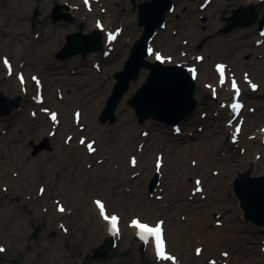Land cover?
Wrapping results in <instances>:
<instances>
[{
  "label": "rangeland",
  "instance_id": "rangeland-1",
  "mask_svg": "<svg viewBox=\"0 0 264 264\" xmlns=\"http://www.w3.org/2000/svg\"><path fill=\"white\" fill-rule=\"evenodd\" d=\"M152 1L136 0L133 5L131 0H91L90 6L81 4L78 12H70V22L54 23L55 4L66 2L0 0V93L22 99L19 109L0 118V264H169L141 250L129 231L133 219L151 224L163 220L178 264H264V231L242 221L238 200L228 186L235 169L251 160L257 161L255 174L264 171L260 143L252 144L253 153L246 144L264 125V36L259 33L264 4L210 0L201 10L208 0H172L175 10L167 15L165 29L150 41L148 60L159 54L167 58L166 66L197 68L201 78L195 81L194 114L173 127L153 119L140 124L130 101L148 78L149 70L142 69L119 103L115 122L102 124L99 118L115 74L123 70L143 33L139 6ZM109 2L118 5L110 13L109 31L120 30L119 41L104 48L110 56L92 52L85 58L57 60L68 35L79 32L80 26L84 34L93 31L83 18L96 19L100 7L105 9ZM241 5L253 6L257 23L225 35L230 22L221 19ZM105 37L102 34L103 44ZM259 47L261 53L254 56ZM5 61L13 66L11 74ZM220 62L239 84L248 77L256 88L247 86L227 98L226 91L207 89L204 80H218L214 66ZM234 99L245 112L231 125L226 114ZM52 113L58 118H51ZM239 122L243 136L232 139L225 134ZM46 141L51 150L34 156V147ZM89 145L98 152L89 155ZM157 154L164 155L162 171L154 166ZM131 157L138 168L130 165ZM157 173L159 183L151 192ZM196 180L202 191L192 194ZM38 200L46 213L36 210ZM92 200L105 201L123 221L121 236L113 237L116 247L100 260L93 255L107 237L89 207ZM61 206L68 208L67 215H60Z\"/></svg>",
  "mask_w": 264,
  "mask_h": 264
},
{
  "label": "water",
  "instance_id": "water-1",
  "mask_svg": "<svg viewBox=\"0 0 264 264\" xmlns=\"http://www.w3.org/2000/svg\"><path fill=\"white\" fill-rule=\"evenodd\" d=\"M172 0H153L151 3L140 4L138 9V25L143 27L142 36L133 43L128 60L123 70L115 74V85L107 104L99 118L100 123H114L115 111L129 90L132 81H136L142 69L149 70L148 78L130 101L140 124L153 119L169 127L180 125L190 118L196 108L194 99L195 81L185 67L165 66L160 62L147 60L150 41L158 31L166 25V17L173 8ZM66 7L56 5L53 9V22L68 20L69 15L62 13ZM258 15L253 7H240L233 12L230 22L223 29L224 34L233 30L245 29L253 26ZM259 30L264 27V16L259 21ZM92 52H102L105 55L102 34L96 31L84 34L79 32L66 37V44L57 53L56 59L65 61L75 56L85 58ZM21 97L10 99L0 93V118L10 116L21 106ZM45 150H51L48 141L34 147L33 155ZM256 159L235 169V176L228 184L234 197L238 200V208L242 213V221L253 228L264 231V171L256 175ZM159 183V176H155L149 190L153 192ZM116 242L107 238L95 251L94 260L104 259L115 247ZM143 250V246L141 247Z\"/></svg>",
  "mask_w": 264,
  "mask_h": 264
},
{
  "label": "bare ground",
  "instance_id": "bare-ground-1",
  "mask_svg": "<svg viewBox=\"0 0 264 264\" xmlns=\"http://www.w3.org/2000/svg\"><path fill=\"white\" fill-rule=\"evenodd\" d=\"M61 3H65L66 2V4H68L69 5V9H68V12H71V13H75V12H78V8H79V5H81V4H83V6L84 7H86V6H88V5H85L83 2L81 3H79V2H77V3H72L71 1H69V0H59ZM81 1V0H80ZM83 1V0H82ZM90 2H91V0H89ZM250 0H243L242 2H243V5H245V6H247L250 2H249ZM259 1V0H258ZM67 2H69V3H67ZM206 2V1H205ZM212 3V2H211ZM64 5V4H63ZM243 5H241L240 7H244V8H247V7H245V6H243ZM209 7V4H208V6H207V8ZM249 7H251V6H249ZM206 8V9H207ZM199 9H201V7L199 8ZM75 11V12H74ZM100 12V13H99ZM104 12H105V14H106V11H104V9L102 8V7H100V10L98 11V15L100 16V15H103L104 14ZM108 12V11H107ZM104 16V15H103ZM86 18H83V20L85 21V22H88V25H89V27L93 30V31H96V32H99V33H101V34H104L105 33V35H106V37H105V40L107 41V34H108V36H110L111 34H112V32H110L109 31V28H110V26H112L113 25V23H112V17L110 16V15H108V14H106L105 15V17H106V21H104V22H101L100 20H96L95 19V15H93V16H85ZM98 17V16H97ZM94 18V19H93ZM228 20V19H227ZM229 34V33H228ZM225 35H227V34H225ZM119 39H120V35L114 40V41H107L106 43H104L103 44V49L104 48H107V47H111L112 45H114L116 42H118L119 41ZM259 41V40H258ZM256 45V44H255ZM249 46H251V44H249ZM259 46H261V45H259ZM151 50V49H150ZM261 47H259V49H258V51H254V56H256V55H258V54H260L261 53ZM110 56V55H109ZM108 56V57H109ZM152 56V54H151V52H150V57H147V60L149 59V58H152L151 57ZM153 61H151V62H155L156 61V59H155V57L152 59ZM149 61V60H148ZM204 61L205 60H203V62L202 63H204ZM161 62L163 63L164 62V65L166 66L167 64H168V60H167V58L166 57H161ZM179 61H175V63H178ZM217 64V63H216ZM263 64H264V62H263ZM185 67H187V65H185ZM197 69V68H196ZM98 71H100V69H99V66H98V69H97V72ZM223 71H224V74H223V78L221 77V74L219 73L218 74V76H217V81L216 82H209V83H205V80H204V84H205V87H207V89H212V91H220L221 93L222 92H225L224 93V95L226 96V98L227 97H231V96H237L238 94H240V91H241V89L242 88H246L247 86H251L252 88H256V87H253V85H251V82H252V79L250 78H248V77H245V80L241 83V84H239V80H238V78L237 77H235V76H231V75H228V68L227 67H225L224 69H223ZM100 73H101V71L99 72V75H100ZM245 74H249V72H245ZM192 76H193V74H191ZM194 77V81H198L201 77H200V75H199V73H196V76H193ZM262 78V77H261ZM223 79H224V82H223ZM242 80V79H241ZM233 82H234V84H235V86H233L232 84H233ZM237 83H238V85H237ZM262 83V82H261ZM225 84H228V89L226 88V87H224L225 86ZM97 85V88H99L100 87V89H103L102 87H103V85H101V84H96ZM18 88L19 89H21V90H23V87H22V85H21V83H19L18 84ZM99 86V87H98ZM41 87L43 88V85H41ZM14 90L16 91V88H14ZM37 97V96H36ZM42 98H43V96H41ZM232 103V102H231ZM236 103H239V102H237V101H234L233 102V106L236 104ZM238 105V104H237ZM244 112H245V107L243 108V110L241 111V113L239 114V116H238V119H240L242 116H243V114H244ZM227 117H228V119L229 120H231V118H232V115H233V112L231 111V112H228L227 114ZM59 120V119H58ZM57 120V121H58ZM80 121H82V118H81V120ZM92 124H95L94 123V121H92ZM230 124L232 125L233 123L232 122H230ZM227 125V124H226ZM229 125V124H228ZM235 127H236V125H235ZM237 129L238 130H240L241 129V127H237V128H235V129H233V126H231L230 128H227V129H225V134H229L230 136H232V139H234L236 136L237 137H240V136H243L244 135V132H245V129H244V127L241 129V131L239 132V131H237ZM239 132V133H238ZM263 139H264V133L262 132V128H260L259 130H257V131H254V137H252V140H248V141H246V144H248V147H247V149H249V152L250 153H253V152H256L253 148H252V144L255 142V141H258L260 144H259V146H260V151L261 152H263L264 153V142H263ZM254 140V141H253ZM95 151V154L98 152V150L96 151V149L94 150ZM89 155L91 154V153H88ZM94 154V155H95ZM158 155V154H157ZM163 157H164V155H163ZM157 158V157H156ZM264 161V160H263ZM63 166H66V163H65V161H64V163H63ZM139 167V165L137 164L136 165V167H135V169L136 168H138ZM165 167H166V162H165V164L160 168V170L162 171L163 169H165ZM37 193H38V191H37ZM36 203H37V207H36V210L37 211H39V212H41L42 214H44V213H46V211L47 210H45L42 206H41V201L40 200H38V201H36ZM90 209H92V208H94V211H95V213H93L94 215L96 214V216H97V220H96V222H97V226L101 229V230H103L104 232H103V234L107 237V238H112L111 237V234L109 233V230H110V224H109V221L111 220V217H113V214L109 211V208H108V206H107V203L105 202V205H104V207H105V209H106V213L105 214H101V212H100V210L98 209V207L96 206V202H95V200L93 201H90ZM93 205V206H92ZM64 209H63V211L60 213V215H67L68 213H69V211H68V208L65 206H62ZM57 209H58V207H57ZM60 210V209H59ZM50 212V211H49ZM105 215H107L108 217H109V219L108 220H106L104 217H105ZM95 217V216H94ZM95 219H96V217H95ZM122 220H121V222H119V225H118V228H119V231H118V229H117V233L115 234V238H118L119 236H121V234H122V232H123V229H122ZM131 222H133V221H131ZM135 224L136 223H132V225H131V229L129 230L130 231V233L135 237V239H136V241L138 242V243H142L143 241H141L140 239H139V233H138V228L135 226ZM164 228H165V225H164ZM165 231H164V234H165V236H166V229H164ZM146 235V234H145ZM166 239H167V236H166ZM143 244L145 245V249L146 250H148L149 252H150V254L152 255V257L154 258V259H157L158 258V256H157V251H156V249H155V247H154V244H153V242L151 241V240H149V241H147V242H143ZM264 246V245H263ZM167 247V249H166V251H165V253H167V255H168V257L170 256V259H167L166 260V262H164L163 261V259H160V258H158V259H160V262H163V263H172V260H173V264H176L177 263V259H178V256L177 255H174V253L171 251V249L169 248V244L166 246ZM177 256V257H176ZM157 261V260H156Z\"/></svg>",
  "mask_w": 264,
  "mask_h": 264
},
{
  "label": "snow or ice",
  "instance_id": "snow-or-ice-1",
  "mask_svg": "<svg viewBox=\"0 0 264 264\" xmlns=\"http://www.w3.org/2000/svg\"><path fill=\"white\" fill-rule=\"evenodd\" d=\"M110 38H113V37L110 36ZM157 59H161V58L159 56H157ZM219 71L221 73V77L223 78V74H224L223 66H220ZM233 86H235L234 82H233ZM253 87H255V86H253ZM233 107L235 109V108H238L239 106L238 105H234ZM53 119H55L54 116H53ZM237 131H239V130L237 129ZM89 150L90 151L93 150L92 147H91V145H89ZM97 203L99 204V202H97ZM100 208H101V213L103 214V205H100ZM61 211H63L62 208H61ZM104 218L106 220L109 219V217L107 215H105ZM110 223H111L113 232L115 234V232H116L117 218L115 216L111 217ZM135 226L141 230V238L144 239L146 242H147L148 235L154 236L155 237V240H156V249H157L158 254L160 256H162L163 258H165V259H170V257L166 256L165 255V252H164V244H163V239H162V231H161V228L160 227L152 228V227H149L146 224H141L139 222H136ZM145 234H147V235H145ZM0 251H3V249H0Z\"/></svg>",
  "mask_w": 264,
  "mask_h": 264
},
{
  "label": "flooded vegetation",
  "instance_id": "flooded-vegetation-1",
  "mask_svg": "<svg viewBox=\"0 0 264 264\" xmlns=\"http://www.w3.org/2000/svg\"><path fill=\"white\" fill-rule=\"evenodd\" d=\"M131 3L133 4V5H135V3H136V0H131ZM55 5H59V4H55ZM60 6H63V7H66L67 9H64V10H62V12L64 11L65 12V14H67V15H69L70 16V18L68 19V20H63V21H60L61 23H63V22H65V23H67V22H70L71 20H73L74 19V16L70 13V12H68V9L70 8L69 7V5L68 4H64V5H60ZM105 9H104V11H106V14H108V15H110L111 16V12H113V10H114V8L115 7H118V5L116 4L114 7H112L111 6V3L109 2V5L108 4H105ZM108 11V12H107ZM36 14H38V12H37V10L35 11V15ZM105 12H104V16H101L100 18H99V16L98 17H96L97 19L96 20H100L101 22H104V20L102 19V17H105ZM106 18V17H105ZM222 18V17H221ZM229 17H225V18H223V19H221V20H225V21H227V19H228ZM202 19V21H207V18H205V17H202L201 18ZM52 20H53V18H52ZM57 23H59V22H57ZM80 28H82V30H83V26H80L79 27V29ZM72 34H74V33H72Z\"/></svg>",
  "mask_w": 264,
  "mask_h": 264
}]
</instances>
